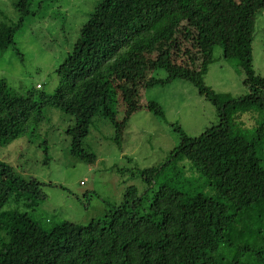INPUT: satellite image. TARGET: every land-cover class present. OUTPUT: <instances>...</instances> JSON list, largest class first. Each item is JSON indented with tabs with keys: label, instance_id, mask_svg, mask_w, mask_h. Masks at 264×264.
<instances>
[{
	"label": "trees",
	"instance_id": "obj_1",
	"mask_svg": "<svg viewBox=\"0 0 264 264\" xmlns=\"http://www.w3.org/2000/svg\"><path fill=\"white\" fill-rule=\"evenodd\" d=\"M47 6L13 0L16 20L0 21V57L10 49L19 54L18 32ZM262 10L264 0H99L56 68L52 93L37 85L22 95L0 79V147L35 135L49 123L46 109H56L73 118L65 130L69 154L90 164L96 156L83 143L92 122L107 121L120 145L142 107V89L187 81L218 117L196 137L177 127L180 141L168 160L138 170L142 192L127 187L118 205L84 225L46 229L27 212L4 213L11 200L39 198L41 183L0 161V264H264V77L252 65ZM215 47L237 60L245 96L233 99L205 84ZM145 108L163 114L154 101ZM248 112L261 122L246 137L230 122ZM202 216L212 222L207 242Z\"/></svg>",
	"mask_w": 264,
	"mask_h": 264
},
{
	"label": "rangeland",
	"instance_id": "obj_2",
	"mask_svg": "<svg viewBox=\"0 0 264 264\" xmlns=\"http://www.w3.org/2000/svg\"><path fill=\"white\" fill-rule=\"evenodd\" d=\"M47 1L48 6L18 32L15 41L19 54L10 49L0 57V79H6L22 95L37 85L45 93L53 92L57 85L55 70L71 51L81 26L99 0ZM12 3L13 0H0V21L16 20ZM213 58L205 84L215 93L233 99L248 94L237 60L223 58L220 47L214 48ZM252 65L264 77V10L256 20ZM157 76L164 77V73ZM139 93L142 107L130 117L120 145L112 140L113 130L107 121L95 118L92 122L83 143L96 156L91 164L69 154L70 138L65 130L73 125V118L56 109H46L49 123H44L35 135L0 147V161L10 164L19 177L41 183L39 198L30 200L28 194L18 205L9 201L2 211L16 208L27 212L46 229L63 221L84 225L102 218L112 205L123 200L127 187L134 186L142 192L145 185L138 170L157 167L168 160L180 141L177 127L196 137L218 123L214 106L187 81L176 79ZM148 101L158 105L162 116L147 111ZM259 122L261 116L248 112L230 125L235 132L249 137ZM202 223L207 242L213 236L212 222L202 216Z\"/></svg>",
	"mask_w": 264,
	"mask_h": 264
}]
</instances>
